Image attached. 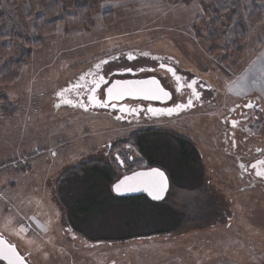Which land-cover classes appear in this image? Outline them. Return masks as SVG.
Returning <instances> with one entry per match:
<instances>
[{"label":"rangeland","instance_id":"1","mask_svg":"<svg viewBox=\"0 0 264 264\" xmlns=\"http://www.w3.org/2000/svg\"><path fill=\"white\" fill-rule=\"evenodd\" d=\"M234 1L247 31L242 55L210 54L208 44L197 39L192 29L203 9L195 3L185 5L183 0L172 4L100 1L92 16L93 30L75 27L65 34L64 27L57 25L55 32L44 36L45 44L32 50V63L17 81L0 85V96L16 109L6 118L0 115L1 236L27 250L34 264H264V191L248 186L235 158L224 151L220 119L225 109L191 112L168 124L194 141L206 170L201 188L192 193L172 188L167 193L166 200L186 212L185 223L177 230L90 243L66 228L65 211L54 197L55 179L77 162L103 159L113 165L117 178L132 167L140 168V163H130L131 155V162L138 159L136 150L119 153L122 167L112 155L137 128L159 124L157 120L143 125L120 121L102 110H80L65 102L66 88L97 70L96 65L102 66L105 59H110L105 68L115 70L152 64L149 58H171L176 67L215 87V100L224 106L243 101L251 90L262 94L264 21L250 26L245 0ZM257 2L264 7L263 0ZM106 11L114 19L105 25L102 14ZM21 24L27 27L26 22ZM16 50L0 54V67L19 55ZM125 53L139 58L128 61Z\"/></svg>","mask_w":264,"mask_h":264},{"label":"trees","instance_id":"2","mask_svg":"<svg viewBox=\"0 0 264 264\" xmlns=\"http://www.w3.org/2000/svg\"><path fill=\"white\" fill-rule=\"evenodd\" d=\"M100 1L105 0L82 3L74 0H0V54L8 53L11 48L19 51L17 57L9 58L0 67V85H12L17 81L23 69L32 63V50L42 47L44 36L55 32L57 25L64 27L65 34L75 27L93 30L92 16ZM165 1L174 3V0ZM257 1L245 0L244 4L247 21L252 27L264 21V7ZM183 3L199 4L203 9L204 13L194 20L192 29L197 39L208 44L210 54L217 51L243 54L247 31L240 22V8L234 0H183ZM113 19L110 11L102 14L105 25ZM23 22H26V28L21 24ZM26 36L31 40H24ZM15 111L14 104L0 96L1 117L11 116ZM123 143L137 151L138 159L130 163L163 168L175 190L192 193L202 187V159L187 136L171 130L145 129L134 131ZM25 166L21 168L26 169ZM116 180L113 165L103 159L77 162L58 175L53 187L54 197L65 211L67 226L73 233L90 243L115 242L166 234L184 225V209L168 200L152 201L144 194L117 196L111 186ZM151 224H155L152 229Z\"/></svg>","mask_w":264,"mask_h":264},{"label":"flooded vegetation","instance_id":"3","mask_svg":"<svg viewBox=\"0 0 264 264\" xmlns=\"http://www.w3.org/2000/svg\"><path fill=\"white\" fill-rule=\"evenodd\" d=\"M130 55L133 57L132 59L139 58V56L133 55L132 53L123 54V58L131 61L132 59H129ZM149 59L152 64L142 62V64L131 68L132 71H126L125 68L115 70L109 68L107 69L105 68V65L110 59H105L103 61H107V63H101L102 66H100V68H97V70L92 72L85 73L79 80L74 82L73 86L66 88L64 94L65 96L63 97L65 101L70 102L66 103L71 107H77L80 110H102L107 113L108 116L115 117L120 121L131 122L130 120H132V122L134 121L133 123L139 125H143L145 122L150 123V121H159L157 126L149 124L143 126V128H137L140 130L160 129L171 130L175 133H177L176 128L168 124H175L176 119L179 120V118L184 116H191V112H199L200 114H202L203 111L219 113L218 110L220 108L223 110L225 109L227 113H225V115L220 119L222 123L221 140L224 151L226 153L228 152L235 158L239 174L241 178L248 183V186L255 185L264 191V174H257L258 172L264 173V98L262 97V94L259 93L260 91L251 90V93L247 92L248 94L243 98V101H238L233 105H220L218 100H215V87L208 85L203 78H199L190 71L187 72L180 69V67H176V64L173 60H171V58L165 60L160 58ZM161 65H164V67H161ZM169 69L172 71H169ZM100 76H103L104 83H101L97 88L93 81H98ZM146 77H156L160 81L162 87L170 92V98L167 101H163V98L155 100H149L146 98H125L120 103H110L108 108L100 105L105 99V88L112 80L132 78L143 79ZM77 85H79V87H77ZM188 85H191V87ZM93 88H96L95 93L91 91ZM92 95L95 96V101L89 99ZM98 101L99 106L93 107L92 104ZM189 101H191L190 105ZM176 105H182V107L173 111L171 114L166 111L167 109L175 108ZM150 109L157 111L153 112L150 111ZM188 138L190 139V137ZM194 138L196 141V137ZM191 142L196 147L194 141L191 140ZM123 144L124 143H122V145ZM120 148L121 149L116 150L113 156L122 167L124 163L119 160V153H130L133 148L130 144L126 143L123 145V148ZM108 150H110L109 147ZM198 152L200 159H202L201 151L199 149ZM130 160L132 161V155ZM202 166L205 173L206 170L203 165V159ZM152 167H146L145 164H141L140 168L132 167L128 172H124V174L119 178L124 177V175L132 174L137 170H147V168ZM161 169L164 171L163 168ZM165 173L167 174V172ZM167 176L169 188L163 200L167 199V193L173 188L172 183H170L169 175L167 174ZM203 182L204 183L202 184L204 185L205 176ZM66 228L70 230L68 226ZM8 242L17 248L20 256L25 258L28 264H34V260L29 257V252L27 250L19 247L13 242ZM0 264L5 263L1 260Z\"/></svg>","mask_w":264,"mask_h":264},{"label":"water","instance_id":"4","mask_svg":"<svg viewBox=\"0 0 264 264\" xmlns=\"http://www.w3.org/2000/svg\"><path fill=\"white\" fill-rule=\"evenodd\" d=\"M155 80L158 82L159 86L162 87L160 81L155 77H146L143 79H136V78H132V79H114L111 81V83H109V85L105 88L104 94H105V99L103 101L102 107L108 108L110 103H120L123 99L125 98H141V99H149V100H155L153 98H151L153 92L151 90H154L155 85L152 84H136L134 82L137 81H152ZM119 82V83H118ZM125 82H133L131 84L129 83H125ZM112 88L116 91H118L120 93V98H109V93H108V89ZM163 88V87H162ZM164 89V88H163ZM165 90V89H164ZM169 93V98H170V92L168 90H165ZM169 98L167 99H162L163 101H167ZM93 107H98L99 106V101L96 103L92 104ZM121 108V107H119ZM152 169H159L160 171H162L165 175L166 181H167V190L164 192L163 194V198L162 199H153V197L151 195H149L148 191H145V182L149 179V177H143V176H136L134 174L136 173H149ZM125 177H129L131 179H129L128 181H126L125 185L122 186V191L117 193L116 191L113 190V186L118 184L121 180H124ZM112 186V192L117 195V196H137L139 194H144L145 196H147V198H149L152 201H156V202H160L161 200H163L166 196V192L168 191L169 188V183H168V176L167 174L161 169V168H157V167H152V168H147V170H137L132 174H128V175H124V177L119 178L118 180H116L115 182H113ZM125 188H132L135 190L132 191H125L123 189ZM0 261L2 260L5 264H9V260L6 259L5 257L8 256H12L13 253H15L16 255L20 256L17 248L12 244H10L8 242V240L0 235ZM23 260V264H28L27 261L25 260V258H23L22 256H20Z\"/></svg>","mask_w":264,"mask_h":264},{"label":"snow or ice","instance_id":"5","mask_svg":"<svg viewBox=\"0 0 264 264\" xmlns=\"http://www.w3.org/2000/svg\"><path fill=\"white\" fill-rule=\"evenodd\" d=\"M102 8L105 7V5L101 6ZM145 55H147L145 53ZM133 57L130 55L129 59H132ZM102 64L107 63V61H102ZM101 65H96L97 68H100ZM161 67H164V65H161ZM126 71H132V69H126ZM169 71H172L171 69H169ZM94 84H96V87L98 88L100 86L101 83H104V78L103 76L99 77L98 81H93ZM119 83V82H118ZM125 83H133V82H125ZM136 84H152L155 85L154 90H151L153 92L151 98L153 99H160V98H164L167 99L169 98V93L167 91H165L162 87L159 86L158 82L155 80L152 81H137L134 82ZM189 87H191V85H188ZM77 87H79V85H77ZM179 90V89H177ZM93 93H95L96 88H93L91 90ZM108 93H109V98H120V93L112 88L108 89ZM239 94V93H238ZM59 95V94H58ZM90 100L95 101V96L92 95L89 97ZM65 102H69V101H65ZM70 103V102H69ZM191 104V101H189V105ZM59 106V105H57ZM250 106V105H249ZM180 107H182V105H176L175 108H170L167 109L166 111L171 114L173 111L178 110ZM150 111L156 112L157 110L154 109H150ZM235 123V122H234ZM258 175H262L264 173H257ZM136 176H143V177H149V179L145 182V191H148L149 195H151L153 197V199H162L163 198V194L164 192L167 190V181L165 178V175L162 171H160L159 169H152L149 173H136L134 174ZM129 177H125L124 180H121L118 184L113 186V190L116 191L117 193L122 191V186L125 185L126 181H128ZM125 191H132L135 189L132 188H125L123 189ZM2 254V253H0ZM6 259L9 260V264H23V260L20 256L16 255L15 253H13L12 256L5 257Z\"/></svg>","mask_w":264,"mask_h":264},{"label":"crops","instance_id":"6","mask_svg":"<svg viewBox=\"0 0 264 264\" xmlns=\"http://www.w3.org/2000/svg\"><path fill=\"white\" fill-rule=\"evenodd\" d=\"M189 6H191V5H189ZM261 90H262V97L264 98V89L262 87H261ZM247 92H248V90H247ZM75 237H77V236L75 235Z\"/></svg>","mask_w":264,"mask_h":264}]
</instances>
